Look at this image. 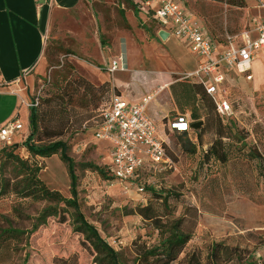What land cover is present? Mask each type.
Segmentation results:
<instances>
[{
  "label": "rangeland",
  "instance_id": "1",
  "mask_svg": "<svg viewBox=\"0 0 264 264\" xmlns=\"http://www.w3.org/2000/svg\"><path fill=\"white\" fill-rule=\"evenodd\" d=\"M129 1L82 0L80 7L51 25L27 101L38 110L34 142L66 143L74 163L79 211L118 253L121 264H141L143 251L156 246L161 234L168 235L176 225L189 237L179 256L181 264L186 256L208 264L207 255L217 243L240 251L241 260L225 264H264V52L253 65L252 81L228 75L221 92L232 105L228 120L218 117L209 98L199 102L204 106L201 131L192 128L168 135L172 162L165 170L141 171L126 186L107 171L110 146L96 140L94 131L110 95L119 92L112 77L98 70L103 61L119 45H126L130 55L152 56L149 61L140 56L150 70H177L176 57L166 39L158 38L159 25L151 12L145 15L138 9L139 0ZM181 2L216 36L240 31L258 15L249 1L242 9L206 0ZM171 49L185 64L193 62L177 40ZM173 78L183 80L181 73ZM19 120L23 130L14 142L22 141L16 148L0 144V264H103L84 236L75 232L72 208L20 196L26 173L10 153L41 167L37 177L43 184L71 198L67 166L60 154L49 158L29 154L22 147L30 134L24 110ZM219 135H223L225 163L204 157ZM49 207L58 213L42 223L39 219Z\"/></svg>",
  "mask_w": 264,
  "mask_h": 264
},
{
  "label": "built area",
  "instance_id": "2",
  "mask_svg": "<svg viewBox=\"0 0 264 264\" xmlns=\"http://www.w3.org/2000/svg\"><path fill=\"white\" fill-rule=\"evenodd\" d=\"M253 4L258 12L240 31H225L215 37L206 25L188 10L181 0H161L151 12V17L161 30L182 41L198 60L197 69L186 78L197 79L205 92L215 103L220 117L232 114V106L225 99H219L224 91L230 72L241 75L246 81L252 80L251 63L264 50V0H245ZM150 7L149 1L143 3ZM104 69L111 76L125 72L126 59L123 54L111 58ZM151 97L138 102H128L119 94H111L101 113V122L96 126L94 138L110 146L108 172L111 178L128 184L141 171H162L171 165L166 143L157 136L153 121L146 114ZM27 107H34L33 104ZM168 129L176 133H188L190 123L185 115H177L168 122ZM23 130L18 118L8 120L0 127V144L13 145L14 138ZM143 188L139 187L138 191Z\"/></svg>",
  "mask_w": 264,
  "mask_h": 264
},
{
  "label": "crops",
  "instance_id": "3",
  "mask_svg": "<svg viewBox=\"0 0 264 264\" xmlns=\"http://www.w3.org/2000/svg\"><path fill=\"white\" fill-rule=\"evenodd\" d=\"M81 1L0 0V127L10 119H19L22 110L25 111L28 120L27 101L32 94L36 75L41 69L46 34L58 19L80 7ZM146 1H149L150 7L142 9ZM160 1L139 0L138 9L148 15L146 11L156 7ZM151 19L153 20L152 17ZM159 31H161L160 27ZM165 32L168 34L167 31ZM221 36L222 34L217 37ZM175 40L187 49L193 62L185 64L180 55L172 52L171 44H174ZM164 43L170 46L169 52L176 57L177 70L162 67L155 71L150 70L148 64L140 60V56L145 61H149L152 56L141 55V53L130 55V50L126 45H119L116 53L104 60L98 70L103 71L102 75L112 77L113 85L124 100L134 103L145 97H151L146 114L155 124L157 136L163 139L167 146L168 135L173 133L168 129V122L177 115H185L190 125L198 122H202L203 125L201 114L204 106L199 102L209 101L210 96L206 94L203 85L197 79L186 78V75L194 72L198 66V60L187 46L172 35H168ZM261 52L263 53L264 50ZM120 54H123L126 59L127 70L111 76L104 66L111 58ZM258 56L259 54L251 63V71L258 61ZM178 73L182 74L183 80L173 78V75ZM230 73L237 77L236 73ZM163 93L165 95L161 97ZM11 98L14 101H11ZM219 99L225 98L219 97ZM153 102L155 105L150 106ZM9 104H12L11 107ZM229 117L219 116L222 121L228 120ZM20 141L22 140L15 141V143L18 144Z\"/></svg>",
  "mask_w": 264,
  "mask_h": 264
},
{
  "label": "trees",
  "instance_id": "4",
  "mask_svg": "<svg viewBox=\"0 0 264 264\" xmlns=\"http://www.w3.org/2000/svg\"><path fill=\"white\" fill-rule=\"evenodd\" d=\"M127 2H131L126 0ZM214 3L223 5L226 8H237L242 9L245 7V0H206ZM211 32V31H210ZM212 34V32H211ZM217 37L216 35L212 34ZM212 110L216 112V106L211 97ZM217 114V112H216ZM218 115V114H217ZM219 117V116H218ZM101 122V117H100ZM98 122V124L100 123ZM191 126V125H190ZM28 127L30 129V134L22 143V147L26 151L40 158H49L53 155L60 154V159L67 166V173L70 180V193L71 198H64L58 191L49 190L43 182L37 177L38 173L41 170V167L37 165H29L26 161L19 158L17 155L12 153L9 156L17 166L21 168L26 174L25 179L21 186L20 196L23 198H31L35 201H46L54 203H64L66 206L74 210L73 221L75 224V232L80 233L84 236L85 240L92 247L93 251L98 255L103 264H121L118 253L100 236L97 229L88 223L84 218L82 213L79 211V205L76 198V176L74 175V163L70 157L67 155V145L62 141H54L45 145H37L34 142V137L38 132V110L36 107L29 108V117H28ZM191 131V130H190ZM201 131V129H198ZM174 133V132H173ZM176 133V132H175ZM185 134V133H179ZM223 135H219V138L212 143L209 148L205 151L204 157L206 160L210 158H215L223 163L226 162V154L223 151L222 143ZM166 146V145H165ZM8 148H16L17 145L4 146ZM166 146V150H167ZM99 172L101 176H104V172L99 168L95 169ZM108 171V170H107ZM104 178H106L104 176ZM57 210L55 207H49L45 209L39 219L44 223L46 217L56 216ZM143 217H146L145 214H142ZM173 229V228H172ZM189 241L188 235L179 231L178 225L170 231L168 235H162L158 244L150 249H146L140 255L141 264H181L182 260L179 259L180 254L185 248L186 244ZM237 258L241 260L240 251L235 249L228 248L222 243L214 244L208 255L207 262L208 264H225L233 259ZM185 264H200L199 261L191 256L185 257Z\"/></svg>",
  "mask_w": 264,
  "mask_h": 264
},
{
  "label": "water",
  "instance_id": "5",
  "mask_svg": "<svg viewBox=\"0 0 264 264\" xmlns=\"http://www.w3.org/2000/svg\"><path fill=\"white\" fill-rule=\"evenodd\" d=\"M158 37H159L160 39H162V40H165V39L168 37V34H167L165 31L161 30V31H159V33H158ZM201 125H202V122H198V123H196V124L191 125V129H192V128H193V129H197V128H199ZM15 145H18V144H15Z\"/></svg>",
  "mask_w": 264,
  "mask_h": 264
}]
</instances>
